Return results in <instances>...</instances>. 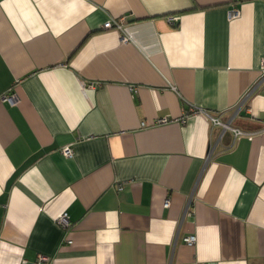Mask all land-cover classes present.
Returning <instances> with one entry per match:
<instances>
[{"label": "crops", "instance_id": "1", "mask_svg": "<svg viewBox=\"0 0 264 264\" xmlns=\"http://www.w3.org/2000/svg\"><path fill=\"white\" fill-rule=\"evenodd\" d=\"M263 59L264 0H0V264H264L263 87L194 112Z\"/></svg>", "mask_w": 264, "mask_h": 264}, {"label": "built area", "instance_id": "2", "mask_svg": "<svg viewBox=\"0 0 264 264\" xmlns=\"http://www.w3.org/2000/svg\"><path fill=\"white\" fill-rule=\"evenodd\" d=\"M239 13H240L239 10L233 9L230 13V17L236 18L239 15ZM172 20L174 22H178L179 18L177 16H174L172 18ZM104 25H105V28H110V29L116 28V29H118L122 33V40L124 42H127V43H135L136 42L135 39L133 38V36L127 31V29L123 25V19L122 18H119V19L111 18L107 22H105ZM260 87H263V90H264V59L262 60L261 75H260L258 81L256 82V84H254V86L249 91H247L241 97L238 105L235 108L234 114H232L229 121H224L222 119V114L219 111H210V110H206V109L197 108L194 110V112L204 113V115L212 122V124L214 126H220L224 131L231 130L236 137L248 135V133L245 132L244 130H242L241 128L234 126L233 121L235 120L236 116L251 110L250 98ZM5 98L10 100L11 102H15L17 99L15 94H12L10 96H6ZM168 121H169L168 118H161L159 120L160 123H166ZM62 151H63L64 155L67 157H73L74 156V149L72 146H66L65 148H63ZM169 205H170V201L168 199V200H166V206H169ZM58 221L63 226H69V224H70L67 213L62 214L58 218ZM184 241L187 242L188 244H194L197 241V237L195 235L191 234L189 236H186L184 238ZM69 242H71V241H69ZM39 261L45 262V264H50V263H48L49 258L47 256L40 255Z\"/></svg>", "mask_w": 264, "mask_h": 264}]
</instances>
